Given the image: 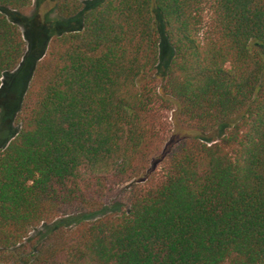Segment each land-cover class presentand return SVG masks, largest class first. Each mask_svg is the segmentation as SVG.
I'll list each match as a JSON object with an SVG mask.
<instances>
[{
	"label": "trees",
	"instance_id": "16d2710c",
	"mask_svg": "<svg viewBox=\"0 0 264 264\" xmlns=\"http://www.w3.org/2000/svg\"><path fill=\"white\" fill-rule=\"evenodd\" d=\"M91 1L56 0L83 28L46 44L0 151V264H264V0ZM32 3L0 0V91ZM169 112L183 135L139 185Z\"/></svg>",
	"mask_w": 264,
	"mask_h": 264
},
{
	"label": "rangeland",
	"instance_id": "374dc122",
	"mask_svg": "<svg viewBox=\"0 0 264 264\" xmlns=\"http://www.w3.org/2000/svg\"><path fill=\"white\" fill-rule=\"evenodd\" d=\"M100 0L86 2L84 10L96 8ZM38 6V7H37ZM56 0H33L32 5L24 12L8 15L19 27L26 40L23 57L18 67L5 75L3 88L0 91V151L20 129L18 123L19 112L24 96L30 84V76L35 70L37 59L45 52L46 44L54 36L67 32L79 31L83 28V12L72 19H62L55 13ZM209 17V14H207ZM172 55L174 51L171 48ZM171 51L165 40H162L160 55L162 60L169 57ZM158 85V84H157ZM172 112L166 113L167 124L164 142L150 165L146 175L141 176L137 183L144 185L147 181L158 178L163 171L167 149L176 141V137L183 135L172 120ZM123 208L108 205L90 213L80 214L83 219H95L105 214L123 211Z\"/></svg>",
	"mask_w": 264,
	"mask_h": 264
}]
</instances>
